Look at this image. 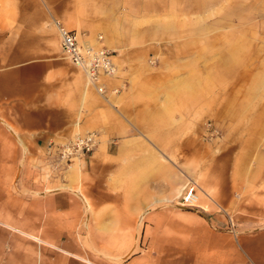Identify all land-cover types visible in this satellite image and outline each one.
<instances>
[{
    "label": "crops",
    "instance_id": "crops-1",
    "mask_svg": "<svg viewBox=\"0 0 264 264\" xmlns=\"http://www.w3.org/2000/svg\"><path fill=\"white\" fill-rule=\"evenodd\" d=\"M132 1L0 0V264H264V226L254 227L264 214L239 229L227 198L201 190L198 206L221 209L210 215L178 205L186 174L165 167L169 157L159 146L155 165L137 126L117 120L119 109L62 56L56 22L94 48H123L121 32L170 29L131 23ZM150 72L139 81L108 79L106 89L125 81L121 94L130 99L134 89L154 88L159 76ZM91 130L114 139V151L80 159L66 177L29 166L37 157L20 147Z\"/></svg>",
    "mask_w": 264,
    "mask_h": 264
},
{
    "label": "rangeland",
    "instance_id": "rangeland-1",
    "mask_svg": "<svg viewBox=\"0 0 264 264\" xmlns=\"http://www.w3.org/2000/svg\"><path fill=\"white\" fill-rule=\"evenodd\" d=\"M132 5L131 23L170 29L121 32L123 48L103 47L113 52L115 63L114 74L103 77L105 92L86 81L85 86L119 109L123 125L137 126L133 132L154 152L155 165L161 162L159 146L169 157L163 161L166 168H180L196 195H204L203 190L211 199H229L227 213L245 229V218L260 220L264 214V0H133ZM203 24L206 29L192 30ZM124 59L129 63L121 64ZM150 71L159 76L154 88L134 89L130 99L121 94L125 81L106 89L108 79L139 81ZM178 78L184 83L173 84ZM142 132L165 143L151 144ZM90 134L94 141L88 149L69 150ZM114 146L102 130L43 148L20 145L37 157L27 160L29 166L57 177L70 174L80 159L113 152ZM182 194L178 205L186 207ZM186 208L203 215L221 210L212 203ZM258 225L264 226V218Z\"/></svg>",
    "mask_w": 264,
    "mask_h": 264
},
{
    "label": "built area",
    "instance_id": "built-area-1",
    "mask_svg": "<svg viewBox=\"0 0 264 264\" xmlns=\"http://www.w3.org/2000/svg\"><path fill=\"white\" fill-rule=\"evenodd\" d=\"M56 24L62 56L84 73L87 84L95 87L99 93H104L103 77L113 75L115 72L113 52L103 47L94 48L91 45L83 44L80 42L76 30L68 29L58 22ZM93 141L92 134L79 138L73 142L69 150L72 152L76 148L88 149ZM195 197L194 187L187 186L181 196L180 203L186 207H194Z\"/></svg>",
    "mask_w": 264,
    "mask_h": 264
},
{
    "label": "bare ground",
    "instance_id": "bare-ground-1",
    "mask_svg": "<svg viewBox=\"0 0 264 264\" xmlns=\"http://www.w3.org/2000/svg\"><path fill=\"white\" fill-rule=\"evenodd\" d=\"M182 194V192L180 193V195ZM194 202H195V204H197L198 203V195H196V197L194 198ZM198 205V204H197Z\"/></svg>",
    "mask_w": 264,
    "mask_h": 264
}]
</instances>
